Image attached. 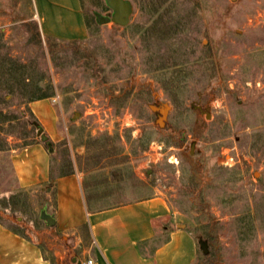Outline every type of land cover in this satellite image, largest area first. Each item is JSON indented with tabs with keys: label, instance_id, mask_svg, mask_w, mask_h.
I'll list each match as a JSON object with an SVG mask.
<instances>
[{
	"label": "rangeland",
	"instance_id": "rangeland-1",
	"mask_svg": "<svg viewBox=\"0 0 264 264\" xmlns=\"http://www.w3.org/2000/svg\"><path fill=\"white\" fill-rule=\"evenodd\" d=\"M76 1L81 38L43 35L35 0H0V222L73 264L50 250L67 249L54 187H20L13 165L42 141L30 103L47 99L64 170L116 203L164 197L192 264H264V0H128L125 27L97 22L105 0Z\"/></svg>",
	"mask_w": 264,
	"mask_h": 264
},
{
	"label": "crops",
	"instance_id": "crops-1",
	"mask_svg": "<svg viewBox=\"0 0 264 264\" xmlns=\"http://www.w3.org/2000/svg\"><path fill=\"white\" fill-rule=\"evenodd\" d=\"M43 35L81 38L86 26L76 0H35ZM39 3V5H38ZM53 7L54 9H52ZM64 11L68 17L55 13ZM53 11V12H54ZM60 15L62 21L56 18ZM30 109L48 140L63 143L58 115L47 99L30 103ZM20 187H54L53 228L64 242L62 252L75 253L73 264H192L196 255L194 239L179 227L174 229L171 212L162 196L143 197L116 203L101 196L89 184L86 172L77 166L68 170L54 162L44 143L35 142L13 157ZM58 240V238H55ZM0 264H54L33 239L0 222Z\"/></svg>",
	"mask_w": 264,
	"mask_h": 264
},
{
	"label": "water",
	"instance_id": "water-1",
	"mask_svg": "<svg viewBox=\"0 0 264 264\" xmlns=\"http://www.w3.org/2000/svg\"><path fill=\"white\" fill-rule=\"evenodd\" d=\"M105 2L108 5V7L112 10V16L106 17L97 14V22L100 25L108 24L110 22H113L114 24L121 27H125L129 25L133 11L131 2H129L128 0H105ZM38 136H40L43 143H48L49 141L48 137L44 134L42 128L38 130ZM53 151L54 149L51 147L49 149V152H53ZM47 223L49 226H53L55 223L54 218L48 217ZM205 253H207V250H205Z\"/></svg>",
	"mask_w": 264,
	"mask_h": 264
},
{
	"label": "built area",
	"instance_id": "built-area-1",
	"mask_svg": "<svg viewBox=\"0 0 264 264\" xmlns=\"http://www.w3.org/2000/svg\"><path fill=\"white\" fill-rule=\"evenodd\" d=\"M93 262L91 261V260H89L88 262H87V264H92Z\"/></svg>",
	"mask_w": 264,
	"mask_h": 264
}]
</instances>
